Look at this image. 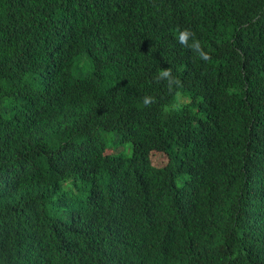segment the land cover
Returning <instances> with one entry per match:
<instances>
[{"label": "trees", "instance_id": "16d2710c", "mask_svg": "<svg viewBox=\"0 0 264 264\" xmlns=\"http://www.w3.org/2000/svg\"><path fill=\"white\" fill-rule=\"evenodd\" d=\"M184 29L194 34L188 49L176 41ZM164 45L179 65L160 68ZM165 69L179 80L169 89L188 94L213 81L230 106L229 128L207 137L219 145L216 168L235 176L242 152L250 167H264V0H3L0 264H190L183 245L234 264L246 244L225 242L224 224L210 232V246L175 229L165 184L145 169L146 149L161 135L158 89L168 87L156 74ZM145 96L154 102L146 106ZM56 107L75 113L68 153L48 144L52 156L34 158V131ZM132 117L140 137L131 156L105 155ZM112 222L125 238L104 239Z\"/></svg>", "mask_w": 264, "mask_h": 264}, {"label": "clouds", "instance_id": "9594fccd", "mask_svg": "<svg viewBox=\"0 0 264 264\" xmlns=\"http://www.w3.org/2000/svg\"><path fill=\"white\" fill-rule=\"evenodd\" d=\"M10 1L15 5L23 0ZM2 2L0 0V4ZM190 35L194 34L188 29L181 30L176 37L177 43L186 49ZM194 43L200 50V58L209 60V55L201 49L199 41ZM161 56L160 68H173L181 63L167 45L162 47ZM156 79L158 82L167 80L168 88L158 89L164 103L161 135L157 143L146 149L145 169L152 180L165 184L166 212L171 225L177 230L191 232L210 246V232L224 224L225 242L228 237L227 243L230 245L246 244L236 253L234 264H260L259 258L264 253V167H250L244 161L242 152L239 159L241 169L230 178L214 165L218 143L214 142L210 147L207 141L209 132L213 133L216 128H229L230 106L218 98L213 81L194 85L188 94H183L169 89L179 83L178 78L172 77L170 69L160 73L158 70ZM153 102V97L143 98L146 106ZM74 118V112L63 107L54 108L47 122L34 131L29 154L34 158L52 156L46 145L56 144L60 148L59 155L66 156L76 132ZM31 130L28 127L24 133ZM139 137L138 122L132 117L106 146L104 154L129 157ZM186 160H189L191 167L182 166ZM189 188H192V192L188 191ZM256 206L261 207L256 209ZM116 233L126 237L123 226L112 222L106 227L103 237L114 241ZM123 243L119 241V244ZM183 247L190 250V264H216L221 261L222 253L206 255L193 251L187 245Z\"/></svg>", "mask_w": 264, "mask_h": 264}, {"label": "rangeland", "instance_id": "374dc122", "mask_svg": "<svg viewBox=\"0 0 264 264\" xmlns=\"http://www.w3.org/2000/svg\"><path fill=\"white\" fill-rule=\"evenodd\" d=\"M179 183H180V179L177 180V184H179Z\"/></svg>", "mask_w": 264, "mask_h": 264}]
</instances>
